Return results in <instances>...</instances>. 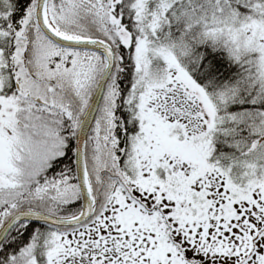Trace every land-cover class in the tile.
I'll return each mask as SVG.
<instances>
[{
    "label": "snow or ice",
    "instance_id": "obj_1",
    "mask_svg": "<svg viewBox=\"0 0 264 264\" xmlns=\"http://www.w3.org/2000/svg\"><path fill=\"white\" fill-rule=\"evenodd\" d=\"M0 264H264V0H0Z\"/></svg>",
    "mask_w": 264,
    "mask_h": 264
}]
</instances>
